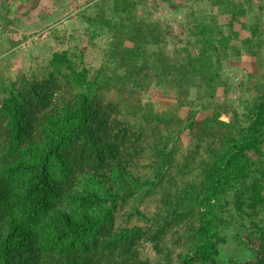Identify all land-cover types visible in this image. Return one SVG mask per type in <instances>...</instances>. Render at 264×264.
<instances>
[{"label":"trees","instance_id":"trees-1","mask_svg":"<svg viewBox=\"0 0 264 264\" xmlns=\"http://www.w3.org/2000/svg\"><path fill=\"white\" fill-rule=\"evenodd\" d=\"M15 1L0 0L2 32ZM106 1L79 15L108 39L99 69L76 41L0 76V264H264V77L215 103L229 57L264 70L253 1L192 0L172 55L143 0ZM151 85L175 90L170 111L141 102Z\"/></svg>","mask_w":264,"mask_h":264},{"label":"rangeland","instance_id":"rangeland-1","mask_svg":"<svg viewBox=\"0 0 264 264\" xmlns=\"http://www.w3.org/2000/svg\"><path fill=\"white\" fill-rule=\"evenodd\" d=\"M99 1L16 0L13 2L12 10L17 12H11L10 18H14L16 22L9 24L3 32L0 29L1 78L15 79L21 74L35 71L36 68L44 64V59H47L53 51L74 48L76 41L84 52L85 65L92 70L99 69L105 63L102 48L108 39L106 37L91 38L88 31L85 30L88 23L79 16L82 13L80 9H85L90 17H94L98 10L93 6ZM252 1V11L248 10L247 19L252 21L253 18L259 17L263 23L264 35V0ZM110 2L109 0L105 2L106 14L110 11ZM8 3L11 4V1ZM198 7L200 8L202 5ZM259 7L262 8L257 11ZM142 9L144 18L157 21L163 29L170 33L169 43L163 50L167 55H172L175 49L186 45L183 25L188 21V14L191 10H199L196 8V4L193 6L192 0H143ZM244 35L242 33L241 37L243 38ZM155 49V47L151 48V50ZM263 72V68H257L253 60L245 57H229L223 70V77L229 83V93L224 98L220 94L215 103H226L228 99L229 102L236 105L240 81L248 74L252 75L254 80L263 79ZM175 97L174 89H157L153 85L140 95L142 103H151L153 108L159 112L170 111L175 105ZM189 99H194V95H191ZM238 110L241 111V108ZM188 112L189 108L183 107L178 110V115L185 118ZM210 114L211 109H208L200 113L198 119ZM221 119L226 121L227 117L222 115ZM231 247L234 251L226 253L229 257L233 256L234 252L237 253L236 250H238L234 245Z\"/></svg>","mask_w":264,"mask_h":264}]
</instances>
